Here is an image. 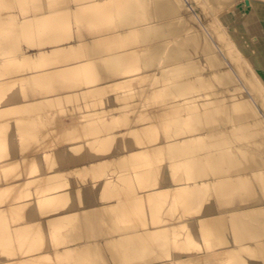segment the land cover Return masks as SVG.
<instances>
[{"label": "bare ground", "instance_id": "1", "mask_svg": "<svg viewBox=\"0 0 264 264\" xmlns=\"http://www.w3.org/2000/svg\"><path fill=\"white\" fill-rule=\"evenodd\" d=\"M17 1L0 2L12 5L8 9L11 14L4 19L0 17V237H5L0 264H63L65 261L67 264H234L238 258L233 256L236 252L244 255L247 264H264V42L245 29L248 20L254 18L264 26V0L150 2L152 19L172 17L184 22L182 30L171 31L176 35L172 37L174 40L167 33L162 35L169 39L167 43L176 47L180 44L177 37L193 28L197 44L179 50L185 59L179 63L177 60V67L173 63L168 65L164 71L173 76L172 89L166 96L181 97L175 100L177 104L157 114L164 119L177 118L180 126L186 125L182 127L184 133L168 139L162 149L155 147L159 148V154L161 151L167 155L164 168L183 166L184 171L171 173L169 182L156 187L150 178L143 187L146 191L136 199L125 194L131 187L130 177L155 175L151 167L155 163L152 150H144L142 154L128 149L114 150V142L120 136L108 126L115 120L129 119L127 112L137 109L125 103L92 115L84 110L95 104L97 95L114 85L112 78L117 73L109 69V63L122 55H132L128 47L134 46L130 39H135L145 17L142 6L137 19L114 12L113 18L119 22L130 21L84 33L78 25L76 3L39 0L33 6H20L14 13ZM189 1L195 4L199 16ZM143 2L147 0H141V5ZM220 3L229 4L230 8L222 16L213 15L217 11L210 7L215 9ZM204 12L207 19L202 15ZM149 26L153 28L154 22L144 25ZM124 27L127 30L120 33ZM163 42L155 45V49L163 48L166 45ZM18 56L29 58L22 69L15 62ZM37 57L43 58L39 65L34 61ZM193 61L201 63L195 71L180 76L181 65ZM124 74L118 79L129 80ZM16 81L25 86L6 96L2 91L4 86ZM181 94L185 96L182 98ZM77 97L90 101L57 111L62 118L56 117L54 124L61 121L60 128L67 127L65 131L76 130V134H65L66 141L71 137L86 139L78 148L59 153L58 168H47L32 183L29 178L25 182L21 170L26 177L34 169L31 162L25 163L24 168L21 166V156L26 152H17L18 143L26 136H34L32 129L37 123L34 118L22 124L8 121L12 112L34 111V117L42 124L47 122L44 108L48 110L49 106L56 107ZM54 114H50L51 122ZM108 115L114 119L103 124L105 119L101 117ZM85 117L94 119L86 126L76 124ZM43 151L35 150L33 156L40 159ZM66 175L76 176L77 181L86 178V182L75 181L66 192L60 185L67 180ZM100 176L103 180L93 189L90 181ZM20 179L23 182L13 185ZM29 185L35 188L27 197L5 201L9 193H24L22 189ZM118 194H121L119 198ZM164 194L169 196L168 206L184 205L182 210L177 209L176 215V210L171 209L173 213H163L174 216L170 221L161 216L159 219L157 214L158 208L165 205L160 204L159 198ZM68 198L74 199L70 205L66 203ZM144 200L151 202L146 211L149 213L151 208L155 211L149 223L145 220L139 227L114 225L110 209L118 211L120 220L123 216L119 211L126 214L128 207ZM30 205L34 208H27L23 218L24 207ZM37 206L45 209L42 216L33 213ZM18 214L22 216L20 224L9 226L13 219L18 220L14 216ZM75 214H78L76 225L64 235L60 248L56 242L52 247L50 240L48 245H43V225L49 229L46 236H54ZM200 238L210 240L207 248L189 246L192 243L196 246L194 243ZM38 239L42 240L39 245ZM11 241L16 242L14 253L7 247ZM174 242L176 248L172 253L168 246ZM181 245L185 246L182 251Z\"/></svg>", "mask_w": 264, "mask_h": 264}, {"label": "rangeland", "instance_id": "2", "mask_svg": "<svg viewBox=\"0 0 264 264\" xmlns=\"http://www.w3.org/2000/svg\"><path fill=\"white\" fill-rule=\"evenodd\" d=\"M1 1L2 0H0V2ZM38 1L39 0H18L17 6H15L16 10L14 11V13L18 12V10L21 9L22 5H25L24 7H28L30 5L33 6L34 4H37L36 2H38ZM152 1L153 0H147V2H143V4L141 5L142 10H143V14L145 17H144L143 21H141V23H140V27L138 28V32L135 36V39L134 40L130 39V41L135 43L134 46L128 47V48H131L132 55L130 57H128L127 54L122 55L121 57L116 58L114 61L109 63V69L117 73V75L112 78L113 81H115V83H113L114 85H111L110 87H108L106 93L97 95L96 99L94 100L95 104L84 110V112H88L89 114L92 115L93 113H97V112L101 113L103 111H108L110 109L112 110L116 107L117 104H125V103H128V104H130L129 106L134 107L135 109L139 110V111L136 110L135 112H132L129 110L127 112V114L130 116L129 119H125L124 121L123 120H115L111 125L108 126L109 129H111V130L114 129L115 130L114 133H116L117 135L120 136V138L116 139V141L114 142V145H113L114 150L126 151V149H128L130 152L138 153V154H142L141 152L144 150H147V149L152 150L151 154L153 155L155 163L151 167L156 173H155V175H149V177H147V178H141L137 175H133L132 177H130L131 187L125 194L131 199H136L139 195L143 194L146 191L145 189H143V187H145L146 183L149 182L150 178L154 179L153 180V182H154L153 186L156 187L158 185H163L164 183L169 182L170 178H171L170 177L171 173L177 172V174H179L182 171H184L183 166H181V168L175 167L173 169H168L167 167L164 168L166 166L165 159H167V155L165 152H161V151L159 154L158 153L159 148H155V147H160V149H162L161 146H165L163 144L167 143L168 139H170V138L175 139L174 136H178V134H183L184 131H183L182 127H185L186 125L180 126L178 121H176L177 118L174 119L172 117V120H173L172 121L168 118L164 119V118L158 117L157 114H159L165 107H172L173 105L177 104L175 100L179 99L181 97V96H178L176 98H172L171 96H166V94L169 93L172 89V84H171L170 80L173 76H170L169 74L164 73V71H166V68H168V65L173 63V64H175L174 67H177L176 65H178V64L176 61L178 60V63H179V60L182 61L183 59H185L186 56L184 54H180L181 53L180 51L183 50L184 47H186V46L192 47V46H195L197 44L196 34H195L193 28H189L185 31V33H186L185 35L180 34V36L177 37L178 41L180 42L179 45H176V47H174L170 43H167V42H170V41H168L170 39V37L172 38V37L176 36L175 34L171 33V31L175 32L176 29L182 30L185 27L184 22L182 19H177V18H172V17L167 18V19H160V20L159 19H157V20L152 19L150 17L151 16L150 11L152 9L150 2H152ZM158 1H161V0H158ZM39 3H40V1H39ZM192 3H191V1H189V4H190L189 6H191L193 9V12L196 15L198 14V16H199L198 9H196L195 4L194 3L192 4ZM228 5L220 3V5H218V7H217V5L215 6V9L210 7L212 11H214V10L217 11V12L214 11L215 13H213L212 11L211 12L213 15L222 16L224 14V12L230 8V6H228ZM223 6H224L225 10L222 8ZM221 8H222V10H220ZM195 9H196L197 13L195 12ZM8 11L9 10H7V11L0 10V13H1L0 17L3 19L7 18L8 15L11 14V12H8ZM136 14H138V15H136ZM148 14H149V17L146 18V16ZM135 15L136 16L133 15V17H134L133 19H137L138 16L141 15L140 8L137 9ZM202 15H204V17L206 19L208 18L207 13L204 12V14L202 13ZM113 19H114V24L110 28H114L116 26V24H118V23H120V24L125 23L126 24L130 21V20L129 21L126 20V21L119 22L117 18H113ZM194 19H193V21L195 22L196 20H194ZM254 20H256V21H254ZM148 22H150V23L154 22V26H153V28H151V26H149L148 28H150L151 30L146 31L148 28L144 27V25ZM250 26H252V27H250ZM256 28H258V29H256ZM245 29L247 30V33L251 32L252 35L259 37L260 41L264 42V26L259 20H257V18L248 20V23L246 24ZM245 29H244V31H245ZM120 30H124V31L120 32V33H122V32H125L127 29L124 27V28H121ZM67 31L68 30H66V32ZM60 33L62 34L61 31H60ZM67 33H65V34H67ZM168 33L171 34L172 36L169 35ZM253 33H255V34H253ZM163 34H166L167 37H169V39L165 40L166 37L163 38V36H162ZM160 39H163L165 42L167 41L166 43L163 42L166 45H163V48L160 47V49H155V47H157L155 45H158L160 41L161 42L163 41ZM172 40H174V39L172 38ZM125 42H129V39H126ZM263 45H264V43H263ZM125 49H127V48H125ZM122 50H124V49H122ZM176 53H179V54L176 55ZM19 56L15 62L20 63L18 68L22 69L24 66H26V63L29 62V58H23V57H19ZM42 59H43L42 57H40V58L37 57L36 59H34V61H36V63L39 65L42 63V61H43ZM194 62L195 61H193L191 63L189 62V63H187V65H184V64L181 65V67L178 70L180 72V76H183L187 73H191V72L195 71V68L201 62H197L196 64ZM124 73H126V74H124ZM122 74H124L125 76H129L130 79L129 80L118 79V76L122 75ZM66 76L71 77L72 75L67 74ZM169 82H170V84H169ZM24 86L25 85L22 82L16 81L14 84H9V85L4 86L2 91L6 96H9L10 94H12L11 93L12 91H15L17 89H22ZM183 95H182V98H183ZM89 101H90L89 99H86V98L80 99L77 97V98H73V99H70L67 101L60 102L58 104V106H56L57 108L53 107V106H49L51 108H48V110H46L47 108H44V111H42V112H43L44 116H46L47 122L45 121L42 124H39L38 123L39 119L37 117H34V111H25V109H18V110H14V112H12L13 116H10L8 121L10 120L11 122H17L18 124H22V123L34 118V120L37 123L35 125V127L32 129L35 132L34 136H26L23 139H20L21 144L18 143L19 150L17 152L18 153L26 152L24 155L21 156V160H20V163L22 164L21 166L24 168L25 163L31 162V164L33 165V169H34L33 170L34 172L30 175H26V177H25V173L23 172V170H21V172L23 173L21 175L24 176L22 179H24L25 182H26L25 178H29V179H32L30 182V183H32L35 180V178H38V176H41V174H43L44 171H47L46 170L47 168H50L49 170H55L56 168H58L57 163H58V160L60 158L59 153L60 154L61 153L63 154L64 152L67 153L66 150H68L69 148H71V147L78 148L83 143V141L86 138L76 139V138L71 137V138H69V139H71L70 141H66L65 140V134H67V135L76 134L77 133L76 130L71 129L69 131H65L67 129V127H63V128L61 127L60 128L61 121L54 124L56 122L54 119L56 117H57V119L62 118V115L58 114V112H57V111L62 110V108L74 106V105L79 106V105H82L83 103L89 102ZM52 112H54V113L57 112V113L54 114ZM78 113L79 112H77V114ZM50 114L51 115L54 114V116L52 117L53 122H51ZM56 114H58V115H56ZM221 116L222 115H218V117H221ZM101 118H102V120L105 119L104 121H102L103 124H105L106 121H112L114 119V118H112V115H108L106 118H103V117H101ZM93 119H94V117L81 118V120L76 121V124H80V126L85 124V126H86L87 124H90ZM12 129H13V127L11 128V130ZM125 130H129L130 133L125 134L126 133ZM151 130H156V132L155 133L151 132ZM188 130H190V129H188ZM8 131L10 132L9 128H8ZM46 132H48V133H46ZM31 137H33V138H31ZM65 141L68 143H66ZM40 149H43L44 151H43L42 158L38 159L37 157L33 156V152H35V150H40ZM146 158L153 159L150 157H146ZM65 177L67 180H65V182H64V180L61 181L60 185L62 186L63 190L68 192L71 190V184L74 183L75 181H77L78 178L76 176H72V175H66ZM137 177L140 179H136ZM103 178H104L103 176H100L96 180L90 181V186L93 185V189H94L96 187V184L100 183V181H102ZM22 179L14 181L13 185H17V184L23 182ZM77 182H84L85 183L86 178H82L81 181H77ZM33 188H35V185H29V186L22 189V192H24V193H21V194H18L16 192H14V193L11 192V193H9V195H7L5 197V201L7 203H9L11 201H15V199H18L20 197H23V196L27 197V194L30 191H33L32 190ZM120 195L121 194H118V198ZM168 197L169 196L167 194H164L163 196L159 197L160 198V204L164 203L165 205L164 206L162 205L158 208L157 214L159 216V219L161 216L162 218L170 221L174 216L173 217L168 216V215L164 216L163 213L164 212L165 213L166 212L173 213L176 210V212L174 213L176 215L178 213V210L179 209L182 210V207H184V205L182 204V207H179V205H177V208L175 207L176 205H174V207L172 206L173 207L172 208V207H170V205L168 206V204H169ZM125 198H126V196H125ZM166 198H167L168 202H166L167 201ZM72 199L68 198L66 200L67 205H70V202H72ZM121 199H123V197H121ZM141 203L142 204L134 203L135 206L128 207L129 209H128V212L126 211V214L119 211L121 216H123L122 217L123 219H120V220H119V218H121V217L117 218L119 216L118 211L117 212L115 210L111 211V209H110L109 214L111 213L110 215H112V216H110V215L109 216L113 218L112 222L114 221L113 222L114 225H124V224L129 225L130 224V225H137L139 227V226H141V224L145 220H146V222L149 223L150 222L149 219L152 218L153 216L155 217V215H154L155 211L153 210V208H151L149 213L146 211L149 209L148 207L151 204V202H149L148 200H144ZM102 204H104V202H102ZM27 208H29V210H31V208L33 209L34 206L32 207L30 205V206L24 207V212H22L23 214H21V215H23V218L25 216L24 214H27L26 213V211L28 210ZM168 208H169V210H168ZM19 209H23V208L20 207ZM44 212H45V209H41L39 206H37L36 210L34 209V211H33V213L36 214L37 217H39L40 215L42 216ZM19 213H20V211H19ZM18 215H14L17 217L18 220L16 221L15 219H13L14 221H12V223L10 222L9 226L14 227V226L20 224V222H21L20 220H21L22 216H20V215L18 216ZM12 218H14V217H12ZM77 218H78V214H75L73 216V218L69 222L66 223L65 227L62 230H60V233H55L54 236H52V235L50 236L48 234V237L49 236L52 237L51 239H50V237L48 239V237L46 236L47 231L49 232L48 227L47 226L45 227L43 225V232H44V234H43L44 235L43 236L44 237L43 245L44 244H45V246L48 245L49 240H50L51 246L53 245V242H56L57 244H59L56 246H59L58 248H60V243L62 242L63 239H65L64 235L73 230L74 225H76ZM118 221H120V222H118ZM115 223H117V224H115ZM185 229H187V227H185ZM40 239H38L37 245L40 244L39 243L40 241L42 242V240H40ZM200 239H202V238H200ZM200 239L195 241L194 244H196V246L195 245L193 246V243H192V245L189 244V246H191V248L192 247L195 248L198 246L201 248L202 246L205 245L206 247L205 246L204 247L207 248L208 244H210V240L205 241V239H204V241H203V239H202V241H201ZM21 241L25 242V240L24 241L21 240ZM21 241H20V243H21ZM18 242H19V240H18ZM18 242H17V245L19 247L20 245L18 244ZM4 243H5V237L1 236L0 237V253L5 252V246L2 247V245ZM21 244H23V243H21ZM7 245H8L7 247L10 248V253H14L13 246L15 245V247H17L16 242L11 241L10 245L9 244H7ZM24 245L25 244H23V246ZM182 245H184V244H182ZM214 245H213V247H214ZM54 246H55V244H54ZM210 246L211 245H209V247ZM184 247L182 246L179 250L183 249ZM168 248L173 253V251H175V248H176L175 242L172 243L170 246H168ZM192 251H193V249H192ZM190 252H191V250H190Z\"/></svg>", "mask_w": 264, "mask_h": 264}, {"label": "clouds", "instance_id": "3", "mask_svg": "<svg viewBox=\"0 0 264 264\" xmlns=\"http://www.w3.org/2000/svg\"><path fill=\"white\" fill-rule=\"evenodd\" d=\"M70 3H76L78 25L84 33H95L114 24L113 13H119L121 16H133L141 6V0H69ZM12 7L11 4L0 3V10L7 11ZM234 264H247V260L242 253H233ZM67 264V261L63 262ZM130 264V262H128Z\"/></svg>", "mask_w": 264, "mask_h": 264}]
</instances>
